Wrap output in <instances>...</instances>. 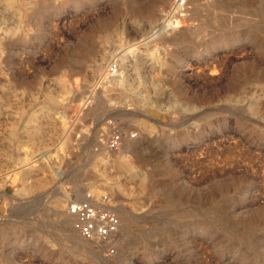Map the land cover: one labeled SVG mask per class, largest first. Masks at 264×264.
<instances>
[{
  "label": "rangeland",
  "instance_id": "1",
  "mask_svg": "<svg viewBox=\"0 0 264 264\" xmlns=\"http://www.w3.org/2000/svg\"><path fill=\"white\" fill-rule=\"evenodd\" d=\"M175 3L0 0V264H264V0Z\"/></svg>",
  "mask_w": 264,
  "mask_h": 264
},
{
  "label": "built area",
  "instance_id": "2",
  "mask_svg": "<svg viewBox=\"0 0 264 264\" xmlns=\"http://www.w3.org/2000/svg\"><path fill=\"white\" fill-rule=\"evenodd\" d=\"M184 5L185 0H176L174 7L181 10ZM117 73L118 65L107 66V76L113 77ZM121 141L120 133L112 134L107 140V149L117 151ZM66 213L72 220L73 230L83 241L103 250L108 257H113L116 254L111 241L118 234L121 220L117 206L110 194L103 193L98 197L89 194L82 199L69 200Z\"/></svg>",
  "mask_w": 264,
  "mask_h": 264
},
{
  "label": "bare ground",
  "instance_id": "3",
  "mask_svg": "<svg viewBox=\"0 0 264 264\" xmlns=\"http://www.w3.org/2000/svg\"><path fill=\"white\" fill-rule=\"evenodd\" d=\"M5 1H6V0H5ZM196 1H197V0H196ZM162 2H165V3H166L167 0H162ZM8 3H9V2H8ZM8 3H7V4H8ZM4 5H5V4H4ZM174 8H175V10L178 9V8H176V7H174ZM168 25H170V24L168 23L167 26H168ZM165 29H166V28H162L161 31H162V30H165ZM65 195H66V194H65ZM83 198H84V197H83ZM120 228H121V227H120ZM118 232H119V231H118ZM113 240H114V239H113ZM113 240L111 241V243L113 242ZM114 241H115V240H114ZM116 242H117V241H116ZM116 242H115V243H116Z\"/></svg>",
  "mask_w": 264,
  "mask_h": 264
}]
</instances>
